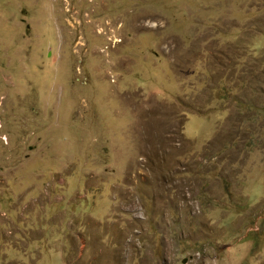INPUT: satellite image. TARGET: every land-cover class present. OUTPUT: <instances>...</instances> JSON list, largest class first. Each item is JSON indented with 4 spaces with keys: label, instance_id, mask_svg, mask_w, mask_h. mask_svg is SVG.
Here are the masks:
<instances>
[{
    "label": "rangeland",
    "instance_id": "rangeland-1",
    "mask_svg": "<svg viewBox=\"0 0 264 264\" xmlns=\"http://www.w3.org/2000/svg\"><path fill=\"white\" fill-rule=\"evenodd\" d=\"M0 264H264V0H0Z\"/></svg>",
    "mask_w": 264,
    "mask_h": 264
}]
</instances>
